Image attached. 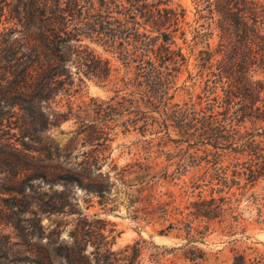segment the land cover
<instances>
[{"label": "trees", "instance_id": "obj_1", "mask_svg": "<svg viewBox=\"0 0 264 264\" xmlns=\"http://www.w3.org/2000/svg\"><path fill=\"white\" fill-rule=\"evenodd\" d=\"M196 5L197 22L205 21L200 24L202 28L194 29L195 37L201 38L205 47L197 54L198 72L191 74L194 81L189 98L174 103L176 94L185 86L179 85L180 73L189 63L176 41L186 20V9L181 5H174L171 0H0V28L4 24L0 29V109L7 108L0 116L8 113L16 117L13 123L19 129L18 133L12 132L13 126L0 122V152L17 158L14 177L27 172L32 180H40L29 187L32 196L26 194V188L12 189L15 202L8 207L10 212L6 211L4 219L10 220L28 247L31 264H134L129 250L137 255L147 243L138 240L122 251L113 250L110 235L105 233L107 221L98 213H88L86 208L93 204L83 207L75 196L73 190L82 186L87 195L101 198L98 202L105 210H111L103 195V173L97 172L110 158L102 137L72 166L60 162L51 145L38 140L36 120L40 119L44 128L47 126L43 105L56 106L63 120L81 119V110L89 113L90 109H97L93 107L99 105L96 99H83L81 85L87 78L109 80L113 68L93 45L115 54L125 67L127 83L139 90L132 92L140 93L152 110L176 107L174 115L185 118L179 125L182 136L215 140L223 149L235 151L259 148L255 136L264 137V132H247L249 137L245 139L241 131L246 118L264 121V82L253 80L251 74L253 65H264V0H197ZM203 10L205 15L201 14ZM215 33L217 47L211 42ZM196 85L201 87L200 92H195ZM110 116L105 113L106 119ZM88 123L81 126L80 133L95 122ZM95 129L99 136L104 134L101 127ZM14 137L22 141L16 143ZM26 138L39 145H30ZM239 140L243 141L242 149L234 147ZM33 152L38 156L30 154ZM252 154L259 161L262 158L258 157L261 152ZM259 161L254 164L257 169L249 168L253 180L264 174V161ZM110 162L118 168L114 160ZM216 164H221L218 170H222L217 176L212 175L207 184L211 185L210 195L199 191L197 199L189 202V211L177 219L188 243L202 241L211 227L210 221L223 222L222 216L228 210L225 206L231 202L229 195H216L229 184L230 165H224L221 159ZM240 173L234 171L236 175ZM119 174L121 180L132 177V184H143L141 194L155 186L150 182L156 175L144 163L127 164ZM43 182L49 189L40 194ZM137 198L141 201V196ZM145 199L149 206L155 204L152 194ZM156 204L163 216L172 212L168 203L157 200ZM53 215L62 220L50 229L42 220ZM65 217L70 219L64 220ZM69 226V239L62 242V231ZM160 233L168 234L166 229ZM192 250V264H206L197 261L203 259L204 253ZM234 262L243 264L245 258L238 255Z\"/></svg>", "mask_w": 264, "mask_h": 264}, {"label": "rangeland", "instance_id": "obj_2", "mask_svg": "<svg viewBox=\"0 0 264 264\" xmlns=\"http://www.w3.org/2000/svg\"><path fill=\"white\" fill-rule=\"evenodd\" d=\"M171 2L186 9L183 33H177L176 41L189 58V63L180 73L179 78V85H185L184 90L179 91L173 100L174 103H182L184 99L189 98L193 90L190 87L194 81L191 74H197V54L205 47L201 38L195 37L194 29L202 28L200 24L205 20L200 19L197 22L199 17L197 0H171ZM206 13V10L201 12L202 15ZM4 19L3 16L1 21L4 22ZM3 26L4 24L1 28ZM216 33L211 40L213 47H217L219 42ZM93 47L104 58L110 60L113 68L109 80L87 78L81 85L83 99L88 102L91 98L96 99L99 105L93 107H97L99 111L96 112V108L90 109L89 113L81 110L79 112L81 119L70 117L63 120L58 115L56 106L43 105L47 126L44 128L40 119L36 120L35 126L40 133V136L37 135L38 140L41 139L43 145H51L52 151L59 155L60 162L70 166L83 159L82 154L89 151L93 147L92 144L97 143V138L102 137L101 141L106 142L108 146L106 153L110 158L97 172L103 173V177H100L105 189L103 195L107 201V208L111 210H105V206L99 204L100 197L87 195L84 187L76 186L73 191L83 207L93 204L86 208L88 213H98L107 221L105 233L110 235L109 239L113 242L112 249L122 251L138 240H146V246L141 253L135 255L132 249L129 250V254L135 258L134 264H192L189 259L193 257L191 252L195 253L192 249L197 253L199 251L204 253L203 259H197L200 263L235 264V257L243 255L245 258L243 264H264V174L256 176L254 180L249 175V168L257 169L258 165L254 164L259 161L252 153L261 152L258 156L262 157L259 162L264 161V137L255 136L256 143L259 144L258 149L251 146L243 152L223 149L215 140H202L197 135L182 136L179 125L181 121H185V118L174 115L176 107L167 109L160 106L152 110L141 99L140 93L132 92L139 90L127 83L128 79L124 77L125 67L115 54L98 45ZM251 69L253 80L264 82V65H253ZM73 70L75 71V67ZM129 76L134 77V74L129 73ZM195 88V92L201 91L198 85ZM262 96L264 98V95ZM78 102L76 101V104ZM260 103L263 101L256 104ZM6 109L3 111L0 109V113L6 112ZM105 113L110 114L111 118L106 119ZM9 115L7 113L0 116V122L10 124L14 127L12 132L18 133L19 129L15 128L13 123L16 122V117ZM88 121L95 123L91 127L86 126L80 133L81 126ZM95 126L101 127L104 134L99 136ZM243 126L241 132L245 139L249 137L247 132H260L263 135L264 121L246 118ZM104 138L108 140L105 141ZM13 141L19 143L22 140L20 137H14ZM25 141L32 146L39 145L32 139L26 138ZM242 142L239 140L234 147L242 149ZM30 154L38 156L37 152ZM218 159L223 160L224 165H230V168L227 175L229 184L216 195H229L231 202L225 206L228 210L222 216L223 222H220V219L210 221L211 227L206 237L202 241L188 243L185 232L179 230L182 226L177 219L182 218L189 211L187 206L190 201L197 199L199 191H204V196L210 195L211 185L207 184L211 181L212 175L217 176L222 170H218L221 165L216 164ZM110 160H114L117 169ZM16 161L15 156L0 152V264H31L32 261L28 247L22 243L10 220L4 219L6 211L10 212L8 207L15 202L12 189L26 188V194L32 196L29 187L40 181L32 180L27 172L14 177L16 170L13 164ZM136 161L150 166L152 175H156L150 182L155 183V186L146 189L142 194L143 184L137 181H133L136 183L132 184L129 182L132 177H129L128 181L121 180L119 174L125 165ZM234 171L241 173L236 175ZM244 171L246 172L243 174ZM42 186L40 194L49 189L46 182H43ZM149 194L156 199L152 206H149L145 199ZM138 196H141V201H137ZM157 200L168 203L167 207L172 211L170 215L163 216L159 212ZM177 208L179 210H176ZM176 211H183V214H176ZM61 220V216L53 215L44 217L42 222L53 229ZM171 223L174 224L173 227ZM70 228L71 226L63 229L62 242L68 241ZM161 229H166L168 234H161ZM46 241L44 239L45 243ZM91 249L89 248L88 252Z\"/></svg>", "mask_w": 264, "mask_h": 264}]
</instances>
